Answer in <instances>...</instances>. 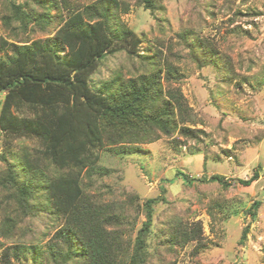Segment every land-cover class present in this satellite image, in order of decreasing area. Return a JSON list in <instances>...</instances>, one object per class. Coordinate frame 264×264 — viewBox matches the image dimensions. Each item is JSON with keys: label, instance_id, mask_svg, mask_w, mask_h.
I'll list each match as a JSON object with an SVG mask.
<instances>
[{"label": "trees", "instance_id": "1", "mask_svg": "<svg viewBox=\"0 0 264 264\" xmlns=\"http://www.w3.org/2000/svg\"><path fill=\"white\" fill-rule=\"evenodd\" d=\"M150 11L162 8L161 0H135ZM9 22L23 29L29 24L45 30L52 22L51 9L63 8L68 17L54 36L17 44L0 39V130L4 150L0 157V234L15 239L0 253V264H186L151 261L155 205L164 196L148 198L146 219L135 237L124 240L118 226L127 217L115 205L102 202L85 191V174L99 173L101 150L137 151V143L153 142L178 129L197 138L186 125L194 116L177 89H164L162 68L152 62L149 71L135 77L113 78L106 89H95L91 75L109 53L125 48L139 54L142 38L112 21L127 12V0H96L76 8L70 0H8ZM41 10L38 11L37 8ZM189 32L182 34L188 41ZM27 42V41H24ZM152 56H145L150 59ZM205 63L207 59L201 58ZM166 79L178 73L167 64ZM109 87V88H108ZM29 138L36 146L17 142ZM185 183L195 180L223 186L251 185L258 179H234L213 174L208 179L178 171ZM165 192V189H162ZM259 202L249 212L257 215ZM61 221L45 247L38 245L39 219ZM124 216V217H123ZM128 218V217H127ZM245 228L242 239H246ZM201 227L173 221L161 241L171 248L199 240ZM45 235V234H44ZM24 238V239H25Z\"/></svg>", "mask_w": 264, "mask_h": 264}, {"label": "rangeland", "instance_id": "2", "mask_svg": "<svg viewBox=\"0 0 264 264\" xmlns=\"http://www.w3.org/2000/svg\"><path fill=\"white\" fill-rule=\"evenodd\" d=\"M70 1L82 9L96 0ZM127 2L129 10L118 12L112 23L142 38L139 54L125 48L107 54L91 75V85L106 89L118 75L138 76L156 62L163 70L164 89H177L191 109L194 122L185 124L203 132L189 138L178 129L153 142L137 143V151L104 148L99 162L104 171L85 174L86 193L127 215L113 227L126 241L146 219L145 201L164 196L155 205L152 263L160 258L164 263L264 264V0H161L162 8L153 12L135 0ZM10 14L8 0H0V39L17 44L54 36L68 17L66 9L54 7L52 22L41 30L33 23L23 29L9 22ZM186 32L191 33L188 41L182 36ZM168 63L178 70L171 81L166 79ZM3 98L0 92V108ZM23 143L37 145L29 138L17 142ZM4 148L0 130V154ZM3 169L0 157V173ZM178 171L200 179L220 174L229 182L249 179L257 171L259 177L248 186L201 180L189 185L177 177ZM256 202L257 215L252 217L249 210ZM54 219H39L41 247L61 225ZM173 221L198 224L199 240L173 248L162 242ZM20 236L7 239L0 234V253Z\"/></svg>", "mask_w": 264, "mask_h": 264}]
</instances>
